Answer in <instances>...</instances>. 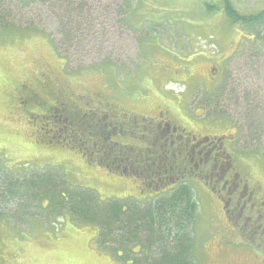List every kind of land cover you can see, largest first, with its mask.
<instances>
[{
    "label": "rangeland",
    "instance_id": "1",
    "mask_svg": "<svg viewBox=\"0 0 264 264\" xmlns=\"http://www.w3.org/2000/svg\"><path fill=\"white\" fill-rule=\"evenodd\" d=\"M228 1L242 13L264 9V0ZM35 2L23 11L15 8L6 22L13 27L0 31V161L5 167L56 170L71 188L93 191L102 201L150 202L172 187L155 192L145 188L142 193V183L135 177L139 170L126 177L90 164L81 152L49 136L54 124L47 116L62 105L82 111L107 108L117 121L138 119L145 124L146 108L159 106V111L172 114V108L186 106L184 111L192 119L206 123L203 127L188 125L186 117L175 119L187 132L211 138L236 132L240 144L232 155L234 164L242 178L260 188L258 196H264V133L261 139L245 140L240 131L245 124L243 107L229 91L219 109L206 107V102L216 101L217 89L231 90V84L238 93L248 90L252 98L261 96L264 103V40L253 42L242 28L232 25L223 0H90L96 8L98 32L94 49L84 57L58 53L64 9H58L55 0L48 5ZM115 8L127 9L119 17ZM105 60L111 68L103 69ZM256 61L258 70L252 67ZM213 68L217 72L210 79ZM223 70L226 80L221 77ZM203 184L192 182L198 204L195 237L200 264H209L205 250L213 240L215 252L219 242L212 235H225L227 227L218 220L214 196ZM57 223L0 224V264H118L96 244V227ZM240 243L252 249L258 246L253 239ZM254 254L244 251L227 260L260 263L262 254Z\"/></svg>",
    "mask_w": 264,
    "mask_h": 264
},
{
    "label": "trees",
    "instance_id": "2",
    "mask_svg": "<svg viewBox=\"0 0 264 264\" xmlns=\"http://www.w3.org/2000/svg\"><path fill=\"white\" fill-rule=\"evenodd\" d=\"M35 1L0 0V31L13 27L6 22L15 8L23 11ZM43 2L48 5L52 0ZM223 2L224 12L232 25L242 28L248 39L255 40L253 42L264 40V9L255 13H242L228 0ZM55 3L65 13L57 32L58 53H79L83 57L84 54L90 55L94 49L91 45L96 42L98 32L94 3L90 4V0H55ZM126 9L115 8L117 16L120 17ZM213 9L216 11L217 8ZM86 40L90 41L89 47ZM103 63V69L112 67L108 60ZM258 66L257 61L252 63L256 70ZM179 71H184V68ZM221 77L227 79L224 70ZM224 85L227 86L226 83ZM231 87V90L217 89L218 100L206 102V107L219 109L222 100L228 98L229 91L235 95V103L243 107L245 124L240 131L245 133V140L261 139L264 133L262 97L252 98L248 90L238 93L234 84ZM53 91L52 87L51 93ZM256 99H259V103ZM61 111L62 107H55L53 114H56L57 119ZM71 113L72 116L67 119L72 123L71 127L65 123L58 125L60 133L66 134L62 138L63 145L81 152L90 164L97 163L115 174L129 177L139 170L135 177L143 182L142 191L148 188L147 183L159 179V155L154 148L140 152L134 146L129 149L120 135L115 140H108L107 121L97 112L74 108ZM221 114L225 115L226 112L222 111ZM226 118L220 119L229 120ZM45 138L41 137L43 140ZM148 138L149 143L154 145V139ZM168 161L169 165L175 163L172 157ZM168 173L172 174L169 170ZM189 178L186 176V180L172 187L170 193L147 203H139L133 198L102 201L93 191L71 188L63 174L56 170L17 171L5 167L0 161V224H52L66 217L70 224L96 227V244L110 252L118 264H200L195 237L198 204Z\"/></svg>",
    "mask_w": 264,
    "mask_h": 264
},
{
    "label": "flooded vegetation",
    "instance_id": "3",
    "mask_svg": "<svg viewBox=\"0 0 264 264\" xmlns=\"http://www.w3.org/2000/svg\"><path fill=\"white\" fill-rule=\"evenodd\" d=\"M216 72L213 68L208 78L214 79ZM181 97L183 95L180 99ZM185 107H179L178 110L172 108V114L159 111V106L154 109L146 108L148 115L143 117L145 124H139L137 119L121 124V121L115 119L111 109H104L102 111L107 121L108 140H115L120 135L124 137L129 149L131 146L137 147L139 152L147 148L155 149V153L159 155V179L147 183L149 189L157 191L174 187L180 181L186 180V176L204 183V187L214 196L211 198L212 202L218 206V220L227 227L225 235H212V239H219L215 252L213 240L206 245L207 248L205 246L209 264H238L235 261L230 263L227 259L229 256L237 259L244 251L248 254L255 253L254 257L262 254L263 258L258 264H264V250H257L264 249V196H258L260 188L251 186L242 178L234 164L232 155L238 152L236 146L240 144L236 141V132L224 133L221 136L212 135L213 138L203 137L201 134L196 136L189 130L187 132L186 127L177 126L176 120L184 121L186 117L188 125L193 123L203 127L206 123L192 119L189 112L184 111ZM67 119V116H60V121L66 122ZM179 128H182V131ZM148 136L150 140L154 139V145L149 143ZM169 157L175 159L173 165H169ZM163 160L167 162L163 163ZM168 170L172 174H169ZM251 239L258 242L256 249L240 245V240L245 242ZM245 247L246 249H243Z\"/></svg>",
    "mask_w": 264,
    "mask_h": 264
}]
</instances>
